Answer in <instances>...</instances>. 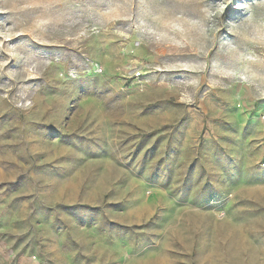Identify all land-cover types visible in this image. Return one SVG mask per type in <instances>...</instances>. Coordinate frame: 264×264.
<instances>
[{"label":"rangeland","instance_id":"1","mask_svg":"<svg viewBox=\"0 0 264 264\" xmlns=\"http://www.w3.org/2000/svg\"><path fill=\"white\" fill-rule=\"evenodd\" d=\"M0 264H264V0H0Z\"/></svg>","mask_w":264,"mask_h":264}]
</instances>
